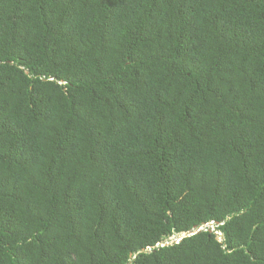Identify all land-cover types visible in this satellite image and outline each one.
Segmentation results:
<instances>
[{"label": "trees", "instance_id": "16d2710c", "mask_svg": "<svg viewBox=\"0 0 264 264\" xmlns=\"http://www.w3.org/2000/svg\"><path fill=\"white\" fill-rule=\"evenodd\" d=\"M0 264H264V0H0Z\"/></svg>", "mask_w": 264, "mask_h": 264}, {"label": "built area", "instance_id": "2783aa9c", "mask_svg": "<svg viewBox=\"0 0 264 264\" xmlns=\"http://www.w3.org/2000/svg\"><path fill=\"white\" fill-rule=\"evenodd\" d=\"M211 231V232H213V233H215L217 236H218V239H219V241H221V239H222V234H220L219 232H217V230H216V225L215 224H213V223H211V224H208V225H205V226H203V227H200L198 230H197V232H200V231ZM186 235H183L182 237H185ZM181 240V238H177L176 239V241L178 242V241H180Z\"/></svg>", "mask_w": 264, "mask_h": 264}]
</instances>
